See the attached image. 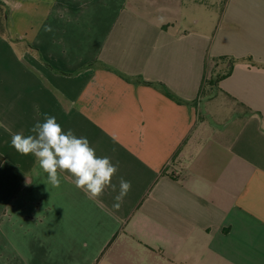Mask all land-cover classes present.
<instances>
[{
  "label": "crops",
  "instance_id": "1",
  "mask_svg": "<svg viewBox=\"0 0 264 264\" xmlns=\"http://www.w3.org/2000/svg\"><path fill=\"white\" fill-rule=\"evenodd\" d=\"M0 1V264H264V0ZM45 114L110 158L116 191L53 187L11 146Z\"/></svg>",
  "mask_w": 264,
  "mask_h": 264
},
{
  "label": "clouds",
  "instance_id": "2",
  "mask_svg": "<svg viewBox=\"0 0 264 264\" xmlns=\"http://www.w3.org/2000/svg\"><path fill=\"white\" fill-rule=\"evenodd\" d=\"M30 131L34 135L14 134L11 146L23 156H34L53 187H60L58 173L67 172L73 177L75 187L90 200L101 197L108 187L116 191L112 177L117 173V167L109 157L97 156L86 137H77L72 130L65 132L56 118L47 114L44 121L37 122ZM130 188V182L121 178L113 207H120Z\"/></svg>",
  "mask_w": 264,
  "mask_h": 264
},
{
  "label": "rangeland",
  "instance_id": "3",
  "mask_svg": "<svg viewBox=\"0 0 264 264\" xmlns=\"http://www.w3.org/2000/svg\"><path fill=\"white\" fill-rule=\"evenodd\" d=\"M206 11V10H205ZM192 25V24H191ZM190 29L194 28L193 25L189 26ZM209 85L206 88V93L202 97V103L200 104L201 112H202V120H204L207 124L210 123L212 125H218L219 120L221 119L219 116L222 117L226 113L225 110H227L228 106L224 104V101L222 100V96H215L216 94V88L213 87L211 83V80H213L214 84H216L218 75H214L211 71L208 74ZM208 112L212 113L214 117L207 116ZM236 113L231 114L229 117L228 123H232L234 118L236 117ZM207 118V119H206ZM224 125L227 123H223ZM223 124H220L224 126Z\"/></svg>",
  "mask_w": 264,
  "mask_h": 264
},
{
  "label": "trees",
  "instance_id": "4",
  "mask_svg": "<svg viewBox=\"0 0 264 264\" xmlns=\"http://www.w3.org/2000/svg\"><path fill=\"white\" fill-rule=\"evenodd\" d=\"M9 18H10V10L8 9V7L2 2L0 1V36L10 39V35L8 32V22H9ZM219 60H225V58L219 59ZM232 69L229 68V70L227 71V73L224 75L229 76L231 74ZM128 81H133V80H138L141 81L142 83L151 86L153 88H156L157 90L161 91L166 97L170 98L171 100L175 101L178 104H186L187 101L177 97L165 84L160 83V82H147L144 81L143 79H127ZM212 85H214L213 80H211ZM209 85V82L206 80L203 82L202 84V93L201 96L203 97L205 95V91L207 86ZM197 101H195L194 103H196ZM5 158L2 154H0V167L2 166V164L4 163Z\"/></svg>",
  "mask_w": 264,
  "mask_h": 264
}]
</instances>
